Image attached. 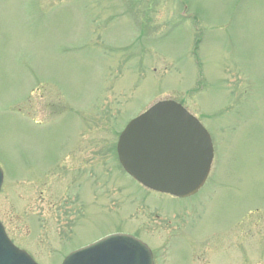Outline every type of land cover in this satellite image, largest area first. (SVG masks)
<instances>
[{
  "label": "rangeland",
  "instance_id": "1",
  "mask_svg": "<svg viewBox=\"0 0 264 264\" xmlns=\"http://www.w3.org/2000/svg\"><path fill=\"white\" fill-rule=\"evenodd\" d=\"M162 100L212 138L193 197L117 159ZM0 167V218L39 264L114 233L155 264H264V0H0Z\"/></svg>",
  "mask_w": 264,
  "mask_h": 264
},
{
  "label": "water",
  "instance_id": "2",
  "mask_svg": "<svg viewBox=\"0 0 264 264\" xmlns=\"http://www.w3.org/2000/svg\"><path fill=\"white\" fill-rule=\"evenodd\" d=\"M122 166L145 187L178 198L204 186L214 158L209 133L180 104L162 101L134 119L121 134ZM0 169V190L3 184ZM0 264H37L8 238L0 223ZM63 264H154L150 248L126 234L108 236L75 251Z\"/></svg>",
  "mask_w": 264,
  "mask_h": 264
},
{
  "label": "flooded vegetation",
  "instance_id": "3",
  "mask_svg": "<svg viewBox=\"0 0 264 264\" xmlns=\"http://www.w3.org/2000/svg\"><path fill=\"white\" fill-rule=\"evenodd\" d=\"M154 253V252H153ZM154 261H155V254H154Z\"/></svg>",
  "mask_w": 264,
  "mask_h": 264
}]
</instances>
